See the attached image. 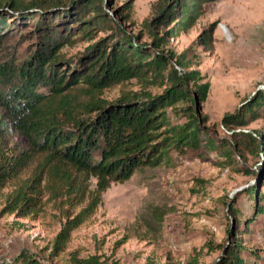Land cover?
Returning <instances> with one entry per match:
<instances>
[{
  "label": "trees",
  "instance_id": "1",
  "mask_svg": "<svg viewBox=\"0 0 264 264\" xmlns=\"http://www.w3.org/2000/svg\"><path fill=\"white\" fill-rule=\"evenodd\" d=\"M214 1L163 0L159 12L135 36L126 31V21L121 22L119 15L106 12L108 0H0V42L13 25L45 22L43 19L51 16L53 20L62 16L72 20V36L94 42L74 59L62 53L72 40H49L40 42L21 63H14L11 54L0 62V78L10 86L7 93H0L3 214L36 219L50 206L66 211V217L74 219L57 237L62 248L71 232L95 215L113 184L170 163L171 151L199 150L201 134L206 132L209 152L227 164L234 163L236 155H251L261 165L245 171L264 177V135L240 131L229 141H215L203 127L205 118L200 111L210 84L203 83L204 77L193 69L196 63L187 59L186 53L178 55L168 48L169 39L190 32L204 16L205 6ZM73 6H80L79 12L63 15L62 10ZM214 28L198 38L207 49L212 46ZM38 29L40 34L45 28ZM106 31L110 35L96 40ZM145 33L150 42H144ZM131 82L140 89L123 90L118 99L106 100V91ZM164 87L160 95L150 91ZM262 108L264 95L260 94L226 118L224 125L245 127ZM168 110L183 115L187 122L170 127ZM252 192L254 189L248 194ZM256 197L264 202V193ZM255 207L253 221L264 210L261 205ZM226 208L234 212L231 203H226ZM235 214V225L250 226L248 216ZM74 221L77 224L71 227ZM229 234L232 237V230ZM240 248L239 243L227 247L226 255L214 264H243Z\"/></svg>",
  "mask_w": 264,
  "mask_h": 264
},
{
  "label": "rangeland",
  "instance_id": "2",
  "mask_svg": "<svg viewBox=\"0 0 264 264\" xmlns=\"http://www.w3.org/2000/svg\"><path fill=\"white\" fill-rule=\"evenodd\" d=\"M108 2L106 12L119 15L121 22L126 21V31L137 36L143 32L144 23L159 12L163 0ZM79 10L80 6H73L62 13L69 15ZM53 17H46L45 22L13 25L0 42V62L11 54L14 63H21L40 42L49 40H72L62 50L68 58L85 54L94 42L72 36V20ZM213 26V43L207 49L198 38ZM38 27L45 29L38 34ZM107 35L110 32L100 33L96 40ZM144 42H150L146 33ZM168 48L178 55L186 53L187 59L196 63L193 69L204 77L203 83L210 84L200 111L205 118L203 127L215 141H229L234 132L240 131L264 135V108L245 127L224 125L226 118L264 95V0L209 3L195 27L170 38ZM9 87L7 80L0 78V93H7ZM139 89L136 82H131L106 91L105 98L114 101L123 90ZM164 89L150 91L160 95ZM167 116L170 127L187 122L172 110L167 111ZM201 139L199 150L171 151L170 163L136 173L125 183L113 184L95 215L73 230L62 248L56 243L57 237L74 217L68 219L67 212L55 206L47 207L36 219L3 214L5 198L1 197L0 264H214L226 255L227 247L235 248L238 243L243 264H264V210L253 221L257 215L255 206L264 209L261 198H255L264 193V177L245 171L257 169L259 160L248 154L236 155L234 163L227 164L207 150V132L201 134ZM226 203H231L237 215L248 216V228L235 225L236 214L228 212ZM76 224L74 221L70 226Z\"/></svg>",
  "mask_w": 264,
  "mask_h": 264
}]
</instances>
